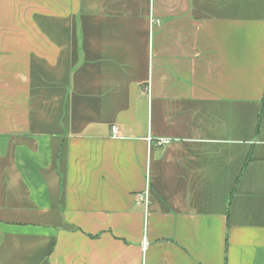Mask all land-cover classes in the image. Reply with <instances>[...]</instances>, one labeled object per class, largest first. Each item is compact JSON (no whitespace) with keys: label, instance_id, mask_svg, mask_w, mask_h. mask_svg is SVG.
Wrapping results in <instances>:
<instances>
[{"label":"crops","instance_id":"obj_1","mask_svg":"<svg viewBox=\"0 0 264 264\" xmlns=\"http://www.w3.org/2000/svg\"><path fill=\"white\" fill-rule=\"evenodd\" d=\"M0 264H264V0H0Z\"/></svg>","mask_w":264,"mask_h":264},{"label":"built area","instance_id":"obj_2","mask_svg":"<svg viewBox=\"0 0 264 264\" xmlns=\"http://www.w3.org/2000/svg\"><path fill=\"white\" fill-rule=\"evenodd\" d=\"M111 137L114 138V139L120 137L119 134H118V128L116 126H112L111 127ZM147 141L149 143L155 141L157 146L168 145L170 143V140H168V139L153 140L150 137L147 138ZM147 194H148L147 192L144 193V201L146 200L145 198L147 197Z\"/></svg>","mask_w":264,"mask_h":264}]
</instances>
